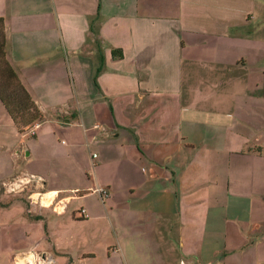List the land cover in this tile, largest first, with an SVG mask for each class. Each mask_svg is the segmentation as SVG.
Masks as SVG:
<instances>
[{
  "label": "crops",
  "instance_id": "1",
  "mask_svg": "<svg viewBox=\"0 0 264 264\" xmlns=\"http://www.w3.org/2000/svg\"><path fill=\"white\" fill-rule=\"evenodd\" d=\"M255 17L263 0H0L4 57L43 118L18 132L0 101V193L25 195L0 201V263L72 240L78 264H264Z\"/></svg>",
  "mask_w": 264,
  "mask_h": 264
},
{
  "label": "trees",
  "instance_id": "2",
  "mask_svg": "<svg viewBox=\"0 0 264 264\" xmlns=\"http://www.w3.org/2000/svg\"><path fill=\"white\" fill-rule=\"evenodd\" d=\"M92 33H95V31L92 30ZM0 37V58L2 61V71H0V73L3 74V76H0V101L18 132H23L33 122L43 121L42 113L24 90L4 57V39L1 18ZM97 49L99 51L98 65L94 69V76L101 70L102 62V55L98 44ZM110 54L112 57L116 58L121 56L119 49L112 48Z\"/></svg>",
  "mask_w": 264,
  "mask_h": 264
},
{
  "label": "rangeland",
  "instance_id": "3",
  "mask_svg": "<svg viewBox=\"0 0 264 264\" xmlns=\"http://www.w3.org/2000/svg\"><path fill=\"white\" fill-rule=\"evenodd\" d=\"M263 2H264V0H263ZM252 21H253L252 25L254 27L259 26L262 23H264V21H262V19L260 17H255ZM0 40H1V37H0ZM1 63H2V61H1V58H0V71H2V69H1L2 64ZM0 76H3V74L0 73ZM14 199L16 201H18L19 199L25 200V195L24 194H20V195H17V194L16 195H12V194L11 195H3L2 193H0V201L1 202H3L4 200L13 201ZM78 205H79V202L76 201L74 208H77ZM75 229L77 231H83L84 232L83 227H80V228L73 227V229L71 231H73ZM71 236H73V235L71 234ZM97 236L100 237L99 234H97ZM103 237L110 238V233H109L108 229H105L103 231ZM60 240H61V242H63L65 239L60 238ZM21 242H23V241H21ZM67 242L68 241H66V243ZM15 246L16 247L22 246V243L17 242ZM67 247H68L67 251L66 252L63 251V253L67 254V255H64V256H62L63 258H58V259H57V257L59 256V254H57L55 251H53L50 246L40 245L37 249H35V252H39L42 248L47 249V252H48L50 258H52V263H50V264H78L77 263V258H76L77 250L75 249L76 246H75L74 243H72V240H70L67 243ZM99 248H102V247H99ZM6 262H7V258H2V261H1L0 264H7ZM91 263L94 264L95 262H91ZM12 264H21V262L18 259L17 260H13L12 259Z\"/></svg>",
  "mask_w": 264,
  "mask_h": 264
},
{
  "label": "built area",
  "instance_id": "4",
  "mask_svg": "<svg viewBox=\"0 0 264 264\" xmlns=\"http://www.w3.org/2000/svg\"><path fill=\"white\" fill-rule=\"evenodd\" d=\"M42 121H35L33 122L32 124H30L27 129L25 130L26 133L28 135H33L34 132L40 127ZM91 158H95V155L92 154L91 155ZM93 193H96L100 200H104L105 198L108 197V191L106 190L105 187H102L100 185H94L91 189H90ZM83 210H80V214L82 215L83 214ZM52 261L50 258H43L42 261H41V264H50ZM179 264H184L183 261H180Z\"/></svg>",
  "mask_w": 264,
  "mask_h": 264
}]
</instances>
